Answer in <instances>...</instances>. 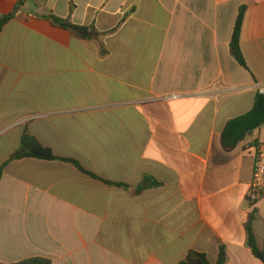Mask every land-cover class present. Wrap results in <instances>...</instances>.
<instances>
[{
    "label": "crops",
    "instance_id": "obj_1",
    "mask_svg": "<svg viewBox=\"0 0 264 264\" xmlns=\"http://www.w3.org/2000/svg\"><path fill=\"white\" fill-rule=\"evenodd\" d=\"M19 1L0 32V263L216 264L223 246L264 264L246 231L254 215L264 247V197L247 200L264 126L222 144L264 89V0H0V19ZM25 135L88 174L10 160Z\"/></svg>",
    "mask_w": 264,
    "mask_h": 264
},
{
    "label": "trees",
    "instance_id": "obj_2",
    "mask_svg": "<svg viewBox=\"0 0 264 264\" xmlns=\"http://www.w3.org/2000/svg\"><path fill=\"white\" fill-rule=\"evenodd\" d=\"M24 2L19 1L14 11L9 15H6L0 19V32L3 30L5 25L12 20L17 12L21 10ZM244 16V9L241 10L237 24L235 27L233 39L231 42V52L236 60L242 65L246 66V62L240 47V35L242 29V22ZM42 18L48 20L54 27L60 28L70 32L74 37H78L84 40H91L97 36L94 28L82 27L74 25L70 20L59 18L55 15H46ZM264 126V94L258 93L254 106L250 112L245 115L239 116L228 122L223 134L222 144L226 151H232L240 142L244 141L245 138ZM24 158H38L44 160H62L68 163L76 165L81 172L88 174L78 162L71 159H62L56 157L51 149L43 146L35 138L25 135L22 139L21 150L14 154L10 160H20ZM4 167L0 168V178L2 177ZM90 175V174H89ZM157 185L158 183H153ZM128 188L127 185H122ZM252 206V205H251ZM255 220L254 215H250L248 224L246 225L248 247L251 249L253 255L264 263V247L258 246L257 238L253 230V221ZM227 253L226 248L221 247L219 252L218 261L216 264H226ZM1 264V263H0ZM16 264H50L49 261H42L39 259L28 260ZM179 264H211L208 256L205 253L191 251L187 257Z\"/></svg>",
    "mask_w": 264,
    "mask_h": 264
},
{
    "label": "built area",
    "instance_id": "obj_3",
    "mask_svg": "<svg viewBox=\"0 0 264 264\" xmlns=\"http://www.w3.org/2000/svg\"><path fill=\"white\" fill-rule=\"evenodd\" d=\"M260 93L264 94V89ZM264 197V141L258 147L254 162L253 180L249 186L247 200L250 205H256Z\"/></svg>",
    "mask_w": 264,
    "mask_h": 264
}]
</instances>
